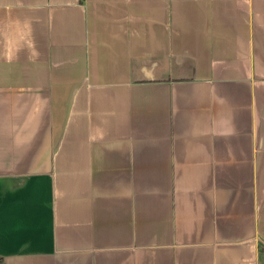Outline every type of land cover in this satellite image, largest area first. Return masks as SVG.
Returning a JSON list of instances; mask_svg holds the SVG:
<instances>
[{
	"label": "crops",
	"instance_id": "obj_1",
	"mask_svg": "<svg viewBox=\"0 0 264 264\" xmlns=\"http://www.w3.org/2000/svg\"><path fill=\"white\" fill-rule=\"evenodd\" d=\"M0 264H264V0H0Z\"/></svg>",
	"mask_w": 264,
	"mask_h": 264
}]
</instances>
